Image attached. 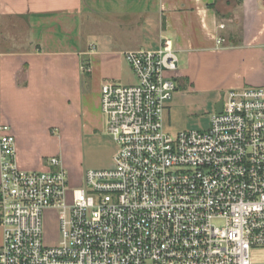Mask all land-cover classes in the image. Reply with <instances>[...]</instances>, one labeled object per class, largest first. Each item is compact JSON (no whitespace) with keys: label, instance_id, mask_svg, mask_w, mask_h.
Masks as SVG:
<instances>
[{"label":"built area","instance_id":"2783aa9c","mask_svg":"<svg viewBox=\"0 0 264 264\" xmlns=\"http://www.w3.org/2000/svg\"><path fill=\"white\" fill-rule=\"evenodd\" d=\"M124 57L136 84L105 83L101 95L114 166L87 170L81 186L70 187L59 156L48 171L20 170L15 135L0 125V264H255L252 251L264 249V86L229 90L207 131L172 136L164 113L177 90L173 41ZM51 209L61 241L48 247Z\"/></svg>","mask_w":264,"mask_h":264},{"label":"crops","instance_id":"0c3cea01","mask_svg":"<svg viewBox=\"0 0 264 264\" xmlns=\"http://www.w3.org/2000/svg\"><path fill=\"white\" fill-rule=\"evenodd\" d=\"M102 21L113 35L96 34ZM164 38L179 58L164 121L196 98L264 86V0H0V125L15 135L18 168L45 172L59 156L81 186L79 155L109 134L103 85L136 84L124 53Z\"/></svg>","mask_w":264,"mask_h":264},{"label":"rangeland","instance_id":"374dc122","mask_svg":"<svg viewBox=\"0 0 264 264\" xmlns=\"http://www.w3.org/2000/svg\"><path fill=\"white\" fill-rule=\"evenodd\" d=\"M95 32L98 36L113 35V25L102 21V24L95 27ZM117 37L121 40L125 39L122 33H118ZM108 81L113 82V80ZM116 84L125 85L119 82H116ZM226 92L228 91L222 93ZM222 93L219 94L220 97ZM207 97L196 98L184 106L178 117L174 115L173 119H166L164 121L165 131L172 136L183 131H207L210 128L212 116L216 112L217 104L212 103ZM114 144L113 138L105 132L99 140L88 142L84 149V154L79 155L78 158L86 170L110 168L114 166L112 153ZM70 148L77 149V147L72 145ZM43 233L46 246L53 247L60 243L61 231L58 210L51 209L44 212ZM252 260L255 264H264V249L253 250Z\"/></svg>","mask_w":264,"mask_h":264},{"label":"water","instance_id":"95a60500","mask_svg":"<svg viewBox=\"0 0 264 264\" xmlns=\"http://www.w3.org/2000/svg\"><path fill=\"white\" fill-rule=\"evenodd\" d=\"M224 95L225 93L221 94L220 100L216 104V113L221 114L223 112V107H224Z\"/></svg>","mask_w":264,"mask_h":264}]
</instances>
